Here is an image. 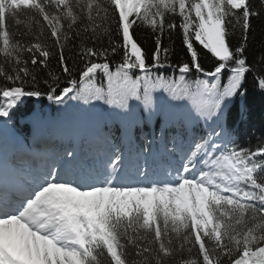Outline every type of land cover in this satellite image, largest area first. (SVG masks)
Instances as JSON below:
<instances>
[{"label": "snow or ice", "instance_id": "snow-or-ice-1", "mask_svg": "<svg viewBox=\"0 0 264 264\" xmlns=\"http://www.w3.org/2000/svg\"><path fill=\"white\" fill-rule=\"evenodd\" d=\"M255 21L264 29V0H0L5 129L26 98L125 112L142 100L151 111L156 91L191 100L204 125L187 146L162 135V151L149 140L128 160L105 138L91 166L64 149L0 183V264H264V145L238 147L225 115L249 76L264 91ZM137 29L151 34L150 55ZM174 34L183 52L175 64ZM193 72L204 78L186 79ZM0 151L14 169L39 155L7 135Z\"/></svg>", "mask_w": 264, "mask_h": 264}, {"label": "trees", "instance_id": "trees-1", "mask_svg": "<svg viewBox=\"0 0 264 264\" xmlns=\"http://www.w3.org/2000/svg\"><path fill=\"white\" fill-rule=\"evenodd\" d=\"M262 31L264 29H262L260 21H255V35L251 43L257 58L260 55L262 39H264ZM135 36L150 55L153 49L151 34L144 29H137ZM173 39L175 41V54L171 59L175 64L181 60L183 52L180 38L174 34ZM164 43L171 46V42L167 39ZM213 59L210 53L207 54V57L202 61L205 69L213 66ZM52 67H56L55 60L52 62ZM74 67L82 68L83 65L77 60ZM160 72L168 76L175 75L177 78L179 76L178 71L174 73V70L170 68L161 69ZM197 78L204 77L195 72L186 76L189 81ZM226 80L227 73L222 77V82H226ZM96 83H104L106 86L102 74L97 77ZM244 87L247 94L244 96L237 95L225 109L226 126L232 132L238 147L254 150L256 147L264 145V91H260L253 85L251 76L246 80ZM151 95V111L145 107L142 100H130L127 112L117 107L105 105L101 101L84 103L80 100H69L66 104L57 106L51 104L46 97L26 98L23 105L15 110L12 118L8 120L7 127L22 137L29 138L30 127L18 126L16 123L17 118L27 117L38 131H44L48 135L58 134L63 140L70 143L84 132L95 134L110 129L117 136V144L122 142L121 133L123 130L132 131L135 135L142 131L148 134L150 127H153L156 134H163L166 132V128H170L173 124H184L198 135L204 131L203 121L197 123L194 119L191 100H173L163 91H156ZM241 109L244 110L242 119L239 116ZM229 116L231 117L230 124L227 120ZM135 137L138 143H141L139 138Z\"/></svg>", "mask_w": 264, "mask_h": 264}, {"label": "rangeland", "instance_id": "rangeland-1", "mask_svg": "<svg viewBox=\"0 0 264 264\" xmlns=\"http://www.w3.org/2000/svg\"><path fill=\"white\" fill-rule=\"evenodd\" d=\"M4 124V118H0V141L3 140L4 136L7 135L9 138L15 136V137H19L16 134H14L11 130H9L8 128H4L3 126ZM18 125H27L28 124V120L27 118H22L19 121H17ZM33 138L37 137L36 140L32 139V141L30 142V144L28 143L29 141H24L27 145L29 144V146L31 147V149L36 152L37 147H43L42 144H46L48 146H51L52 148L49 150H43L44 152H41L36 159L34 160L35 163L33 164V161H28L27 163H21V162H17L16 168H12L10 166V161L12 160V154L10 152H5V151H0V170L4 169L2 167H4L7 162V166L10 169V174L12 179L14 180V182H17V180L19 179L18 177V172H34L43 162L44 158L46 157H53V156H59L63 153L64 149H68V150H72L74 152H76L77 154V159L78 161L82 162L84 165L86 166H91L95 160H97L98 158H100V153L96 150V145L100 144L103 139H107V141L109 143H114L115 142V138L111 137L110 139V132L105 133L103 136H85L81 137L79 139V141H77L73 148H68L65 145L61 147H56V145H53V142L56 141L59 144L61 142H59L58 137L54 138V139H50L47 136H45L44 134H37L36 131H33ZM145 133H142L139 135V138H141L143 140V144L146 145V147L139 145L134 139L132 134L130 133H125L123 132V139H124V143H123V147L122 149L124 150V154L125 157L128 160H132L135 158L138 150L143 147V148H147L148 144L147 141L152 140L154 141L152 144V149L153 151H162V141H161V137H157L156 135H154V131L151 132L149 134V137L145 139ZM166 139L171 140L172 138H175L177 140V143L180 145H184L187 146L191 140L193 139V137H197V136H193L192 133L190 131H183V129L179 128L178 126L174 127V130L172 132H170L169 134H165L163 135ZM21 139V137H19ZM23 140V139H21ZM34 140V142H33ZM76 145H79V149L78 151H76ZM78 148V146H77ZM53 149V150H52ZM42 150V149H41ZM52 150V151H51ZM22 166V170H19L18 168ZM3 178L2 176H0V183H2Z\"/></svg>", "mask_w": 264, "mask_h": 264}, {"label": "bare ground", "instance_id": "bare-ground-1", "mask_svg": "<svg viewBox=\"0 0 264 264\" xmlns=\"http://www.w3.org/2000/svg\"><path fill=\"white\" fill-rule=\"evenodd\" d=\"M41 152H43V151L40 150V149L36 150V153H38V154H40ZM34 163H35V161H33V164H34ZM5 164H6V165H5L4 167H2V168H4V169L0 170V176H2V178H3L2 183H5V184H9V185H11V184H13V183H15V182H14V180H13L12 177H11L10 169H9V167L7 166V162H6ZM18 169H19V170H22V166H20Z\"/></svg>", "mask_w": 264, "mask_h": 264}]
</instances>
